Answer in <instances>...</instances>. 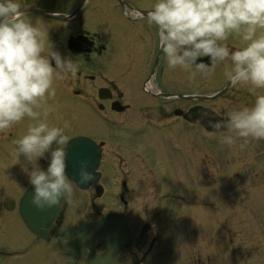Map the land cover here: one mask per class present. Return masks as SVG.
<instances>
[{
    "label": "flooded vegetation",
    "instance_id": "af4514ba",
    "mask_svg": "<svg viewBox=\"0 0 264 264\" xmlns=\"http://www.w3.org/2000/svg\"><path fill=\"white\" fill-rule=\"evenodd\" d=\"M81 2L19 0L26 18L44 30V54L58 51L77 66L75 76L54 81L56 94L47 100L53 111L47 119L61 127L69 122L68 142L86 137L99 146L100 176L87 189L69 180L71 196L62 201L49 226L34 231L21 212L23 208L30 219L41 213L30 196L24 199L33 188L32 164L23 155L17 160L13 154L14 141L33 121L25 117L7 134L0 133V264H92L84 254L94 256L98 264H175L188 253L175 251L177 234L170 223L187 222L190 209H194L193 218L200 219L202 203L189 205V185L174 184L172 176L175 171L189 173L195 144L203 167L217 172V159H210L206 144L218 143L220 149L225 132L207 129L193 120L192 112L209 109L228 118L232 109L251 105L255 95L225 78L224 65L230 66L231 61L215 65L207 75L170 69L156 29L148 23L152 5L143 6L142 0H85L73 15ZM104 5L108 10L104 8L102 14ZM33 8L37 11H30ZM225 43L230 49L243 46L235 33ZM200 61L210 63L207 56ZM257 92L264 94V89ZM228 97L233 105L219 104ZM79 117L80 131L73 129ZM241 143L237 138L230 145L234 170L264 173V140L250 141L243 149ZM50 159L46 152L37 164L46 170ZM175 208L181 214L176 215ZM110 217L126 229L95 233V224ZM81 225H92L93 231L70 233Z\"/></svg>",
    "mask_w": 264,
    "mask_h": 264
},
{
    "label": "clouds",
    "instance_id": "9594fccd",
    "mask_svg": "<svg viewBox=\"0 0 264 264\" xmlns=\"http://www.w3.org/2000/svg\"><path fill=\"white\" fill-rule=\"evenodd\" d=\"M148 23L156 29L160 50L170 69L180 67L194 76L207 75L215 65L225 64V78L233 85L246 86L255 95L251 105L227 113V119H211L203 112L214 130H225L222 143L233 145L240 138L241 149L250 141L264 140V0H155ZM239 34L242 47L225 43L231 34ZM45 52L42 27L26 18L19 0H0V133L7 134L14 125L30 118L33 123L14 141V156L23 155L32 164L29 181L33 186L31 204L44 210L61 203L72 194L66 174L68 142L63 126L51 124L47 117L53 111L47 100L54 97V81L78 69L58 51ZM207 56L210 65L198 58ZM55 67L53 66V62ZM212 66V67H210ZM53 143L57 145L52 148ZM50 152V162L43 170L37 160ZM34 161V162H33ZM88 159L79 161L80 184L94 178Z\"/></svg>",
    "mask_w": 264,
    "mask_h": 264
},
{
    "label": "rangeland",
    "instance_id": "374dc122",
    "mask_svg": "<svg viewBox=\"0 0 264 264\" xmlns=\"http://www.w3.org/2000/svg\"><path fill=\"white\" fill-rule=\"evenodd\" d=\"M154 3L155 0H142L143 6L150 7ZM101 8L102 14L104 8L108 10L107 5ZM262 31L264 29H258L257 33ZM237 90L234 93H238ZM219 104L230 107L232 97ZM82 126L79 117V123L73 129L80 131ZM216 144L217 151L214 150ZM220 147L218 143L206 144L210 159H217V172L203 167L198 160L199 147L195 144L189 173L175 171L172 176L174 184L189 185V205L202 203L200 219H194L191 214L194 209L189 208L187 222L175 219L170 223L177 234L175 251L188 253L183 260L177 258L175 264H264V173L236 172L230 145L221 142ZM199 164L203 167L201 173ZM175 210L176 215L181 214L178 208Z\"/></svg>",
    "mask_w": 264,
    "mask_h": 264
},
{
    "label": "water",
    "instance_id": "95a60500",
    "mask_svg": "<svg viewBox=\"0 0 264 264\" xmlns=\"http://www.w3.org/2000/svg\"><path fill=\"white\" fill-rule=\"evenodd\" d=\"M120 1H122V0H120ZM84 2H85V0H82V2L80 3L79 7L76 9V11L74 12L73 15H75L79 12V10L82 8ZM30 11H37V10L33 8ZM53 17L61 19L63 16L53 15ZM225 91H226V89L217 93L215 96H220ZM203 112L209 113L210 118L214 119V120H225V119H227V118H221V117L217 116L216 114L211 112L209 109H205V110L200 109V110H196V112H192V115L196 118L193 120L204 124L206 126V128L209 130H214V129H212L210 127L207 118H201V114ZM216 131H218V130H216ZM65 151L67 153V156H66V174L68 175L69 180H71L73 183H75L81 189H87L91 184L98 181L100 174L97 172V169H98V166L100 163V149H99V146L94 141H92L91 139H88L86 137L73 138L67 143ZM85 158L88 159L90 162L89 171L94 173V178L91 181H89L88 184H80L79 183V176H78L79 161L81 159H85ZM32 195H33V188L29 192H27L24 199L26 200L27 197L29 198V196L31 199ZM62 201H63V198H61V203H62ZM61 203L57 204L51 208H47L44 210L40 209L41 213H39V215H37L38 217L35 216L34 218H31V219L25 217L26 214H25L23 208H22L21 212H22V215L24 216V219H25L27 225L30 226V228L32 230L38 231L39 226H49L52 223V220L57 215V212L61 206ZM115 220H116V218L110 217L109 219H106V220H103V221L96 223L94 226L95 227L94 232L100 234V232L101 231L103 232L104 229L105 230L107 229L108 232H115V231H120V230L126 229L124 223L117 222ZM117 223L120 225L121 228H119V227L113 228V224H117ZM87 230H89L90 232L93 231V226L92 225H81V226H78V227L72 229L70 231V233H76V232L82 233V232H86ZM83 256L86 257L92 264H98L99 263V261L95 260L94 256H90L88 254H84Z\"/></svg>",
    "mask_w": 264,
    "mask_h": 264
}]
</instances>
